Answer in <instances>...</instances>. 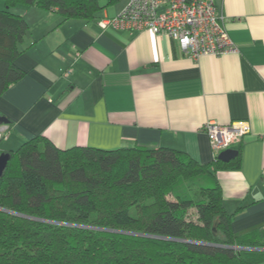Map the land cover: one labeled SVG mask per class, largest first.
<instances>
[{
  "label": "crops",
  "instance_id": "0c3cea01",
  "mask_svg": "<svg viewBox=\"0 0 264 264\" xmlns=\"http://www.w3.org/2000/svg\"><path fill=\"white\" fill-rule=\"evenodd\" d=\"M216 6L238 50L198 58L149 29L101 25L107 10L86 19L11 6L28 23L15 59L25 73L0 96V153L42 135L58 147L170 146L207 163L215 152L203 125L247 120L232 145L238 166L214 175L234 232L264 231V0Z\"/></svg>",
  "mask_w": 264,
  "mask_h": 264
},
{
  "label": "trees",
  "instance_id": "16d2710c",
  "mask_svg": "<svg viewBox=\"0 0 264 264\" xmlns=\"http://www.w3.org/2000/svg\"><path fill=\"white\" fill-rule=\"evenodd\" d=\"M115 0H107V4ZM17 3L92 19L100 0H6L0 9V96L25 73L28 30ZM0 177V264H257L264 231L237 234L214 175L170 146L58 147L36 135L10 150Z\"/></svg>",
  "mask_w": 264,
  "mask_h": 264
},
{
  "label": "built area",
  "instance_id": "2783aa9c",
  "mask_svg": "<svg viewBox=\"0 0 264 264\" xmlns=\"http://www.w3.org/2000/svg\"><path fill=\"white\" fill-rule=\"evenodd\" d=\"M100 24L131 30L149 29L177 42L183 54H221L238 50L218 13L216 0H128L119 13L103 17ZM209 136L215 155L232 147L250 132L247 120L229 124L207 121L202 127Z\"/></svg>",
  "mask_w": 264,
  "mask_h": 264
},
{
  "label": "water",
  "instance_id": "95a60500",
  "mask_svg": "<svg viewBox=\"0 0 264 264\" xmlns=\"http://www.w3.org/2000/svg\"><path fill=\"white\" fill-rule=\"evenodd\" d=\"M0 122H8V119L5 116H0ZM238 149L235 147H228L223 150H221L218 153V157L224 161H228L235 157L237 154ZM10 158V152L9 151H2L0 153V177L4 174L7 162Z\"/></svg>",
  "mask_w": 264,
  "mask_h": 264
},
{
  "label": "rangeland",
  "instance_id": "374dc122",
  "mask_svg": "<svg viewBox=\"0 0 264 264\" xmlns=\"http://www.w3.org/2000/svg\"><path fill=\"white\" fill-rule=\"evenodd\" d=\"M128 0H117L114 1L113 3H109L107 4V0H100V4L105 5L100 11L99 13L103 12V10H107L110 12V14H113L112 16L116 15L117 13H119L121 11V9L125 6V4L127 3ZM109 16V17H112ZM257 264H264V260L260 263Z\"/></svg>",
  "mask_w": 264,
  "mask_h": 264
}]
</instances>
